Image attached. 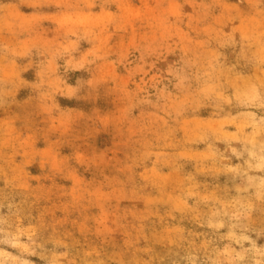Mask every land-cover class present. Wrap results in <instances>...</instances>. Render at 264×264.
Instances as JSON below:
<instances>
[{
  "label": "rangeland",
  "instance_id": "rangeland-1",
  "mask_svg": "<svg viewBox=\"0 0 264 264\" xmlns=\"http://www.w3.org/2000/svg\"><path fill=\"white\" fill-rule=\"evenodd\" d=\"M0 264H264V0H0Z\"/></svg>",
  "mask_w": 264,
  "mask_h": 264
}]
</instances>
